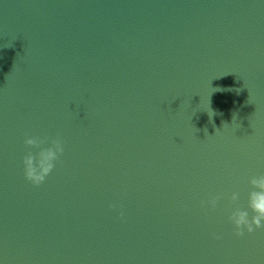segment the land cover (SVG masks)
Returning <instances> with one entry per match:
<instances>
[{"label":"water","instance_id":"obj_1","mask_svg":"<svg viewBox=\"0 0 264 264\" xmlns=\"http://www.w3.org/2000/svg\"><path fill=\"white\" fill-rule=\"evenodd\" d=\"M260 174L264 0H0L3 264H264Z\"/></svg>","mask_w":264,"mask_h":264},{"label":"clouds","instance_id":"obj_2","mask_svg":"<svg viewBox=\"0 0 264 264\" xmlns=\"http://www.w3.org/2000/svg\"><path fill=\"white\" fill-rule=\"evenodd\" d=\"M23 142L25 145L44 143L43 140L34 136H26ZM62 152V140L59 137H55L48 142L47 147L40 148L37 153L36 164L33 163L34 158L31 153L24 155L22 164L25 178L34 185L43 182ZM248 183L253 188V190L249 191L247 200L248 208L251 209L252 215L249 217L248 211L242 208H234L228 214V220L234 226L233 230L237 236H242L245 232L251 233L254 228L258 229L264 226V174L249 177ZM218 198L216 195L210 196L206 201L208 207L214 208ZM228 198L231 201H235L237 193L232 192ZM203 203L205 202L202 201ZM109 207H112V205H109ZM0 264H3V261H0Z\"/></svg>","mask_w":264,"mask_h":264}]
</instances>
